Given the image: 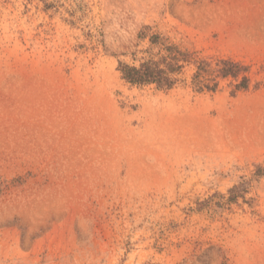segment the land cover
<instances>
[{
	"label": "rangeland",
	"instance_id": "obj_1",
	"mask_svg": "<svg viewBox=\"0 0 264 264\" xmlns=\"http://www.w3.org/2000/svg\"><path fill=\"white\" fill-rule=\"evenodd\" d=\"M259 166L264 0H0V264H264Z\"/></svg>",
	"mask_w": 264,
	"mask_h": 264
},
{
	"label": "trees",
	"instance_id": "obj_2",
	"mask_svg": "<svg viewBox=\"0 0 264 264\" xmlns=\"http://www.w3.org/2000/svg\"><path fill=\"white\" fill-rule=\"evenodd\" d=\"M151 45H157L159 55H151L149 58L142 60L138 65L129 64L123 61L119 62V70L123 79L135 85L154 84L159 89H171L180 80L177 74L182 72L184 63L190 61L191 55L175 43L169 42L166 37L159 34L150 36ZM237 63L224 60L218 69L219 77L238 76L239 70ZM209 86V85H206ZM212 88L209 89L213 90ZM246 78L242 80L237 87L244 88ZM264 167L259 166L256 175H262Z\"/></svg>",
	"mask_w": 264,
	"mask_h": 264
}]
</instances>
